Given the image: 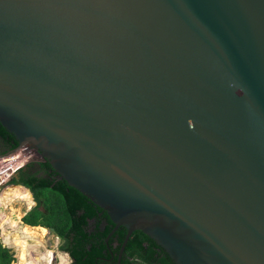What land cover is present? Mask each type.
<instances>
[{
    "label": "water",
    "instance_id": "water-1",
    "mask_svg": "<svg viewBox=\"0 0 264 264\" xmlns=\"http://www.w3.org/2000/svg\"><path fill=\"white\" fill-rule=\"evenodd\" d=\"M0 122L176 264H264V0H0Z\"/></svg>",
    "mask_w": 264,
    "mask_h": 264
},
{
    "label": "trees",
    "instance_id": "trees-1",
    "mask_svg": "<svg viewBox=\"0 0 264 264\" xmlns=\"http://www.w3.org/2000/svg\"><path fill=\"white\" fill-rule=\"evenodd\" d=\"M18 144L15 135L0 122V155ZM10 183L27 187L36 202L23 216V222L52 230L60 238L59 250L70 256L69 264H118L127 229L120 226L106 243L105 238L115 226L108 211L70 185L48 159L30 161ZM14 259L12 248L0 243V264H11ZM121 264L176 263L153 238L142 230H135L127 242Z\"/></svg>",
    "mask_w": 264,
    "mask_h": 264
},
{
    "label": "rangeland",
    "instance_id": "rangeland-1",
    "mask_svg": "<svg viewBox=\"0 0 264 264\" xmlns=\"http://www.w3.org/2000/svg\"><path fill=\"white\" fill-rule=\"evenodd\" d=\"M25 153L27 154V156H26ZM30 155H31V151L28 150V149H25V148H20V150L11 151L9 153H6L3 156V158H5V159H1V160L2 161L3 160H8L10 157H11L10 158L11 160L0 162V169L3 170L4 168H8L13 163L14 160H17L19 162V161H22L23 158H25V156H26V158H28ZM32 156L33 157L30 160H34V159L38 160L39 159L34 154ZM16 167H17V163L12 165L9 169L4 170L3 173H2V170H0V196L3 194V192L7 188L12 186L9 183H8V185H6V184L2 185L4 183L3 181H4V178L6 176V175H4V173H10L13 170H15ZM11 206H14L18 211L22 212L23 215L29 210V209H27L25 202L17 200L16 202L11 203L8 207H5V206H3V208L0 207L1 215H3L4 217L7 216L8 219H11V210H10ZM32 206H35V202H34V204ZM21 220H22V218H21ZM23 223H24L23 221H20L19 226H17L16 228L12 227L7 222H5L3 224V226H0V243H2L5 246H8V247L12 248V250L14 252V258L15 259L12 261L11 264H20L21 263L20 251L18 253V250H19L18 242L16 240L14 242V236L15 235H20V232H21L20 230L23 227ZM31 237L32 236L28 237L29 238L28 242L30 244H34L35 241L31 240ZM42 240H43L42 244H40L36 248H34L33 251H32L33 247L28 250L29 258H31L32 255H33L32 260H34L35 258L39 259L40 256L37 257V255H35V254L42 253V251H45V250L47 252L49 250L50 251L54 250L55 254H56V264H57V262H59L58 253H62V254L65 253V252L59 250L60 238L58 236H56V234L52 230L48 229L47 235L44 238H42ZM46 248H48V250ZM41 258H42L41 261L43 262L44 257L42 256ZM67 259H68V261H67L66 264H69L71 262V258H70V256L68 254H67ZM45 260H46V258H45ZM25 264H33V263L31 261H29V262H26Z\"/></svg>",
    "mask_w": 264,
    "mask_h": 264
},
{
    "label": "bare ground",
    "instance_id": "bare-ground-1",
    "mask_svg": "<svg viewBox=\"0 0 264 264\" xmlns=\"http://www.w3.org/2000/svg\"><path fill=\"white\" fill-rule=\"evenodd\" d=\"M23 201L26 204L27 209H30L32 205L34 204V200L32 197V194L30 190L27 187L21 186V185H16V186H10L7 188L3 194L0 196V207L3 208V206L8 207L11 203L16 202V201ZM11 210V219H8V217H4L0 213V226H3L5 222L9 223L12 227H17L19 226V223L21 221L23 213L18 211L14 206L10 207ZM4 212V211H3ZM20 235H15L14 236V242L15 240L18 242L19 250L20 251V259L21 263L20 264H25L26 262L31 261L33 264H56V254L55 251H42V253L35 254L40 256L39 259L35 258L32 260L33 255L31 258H29V252L28 250L36 248L38 245L42 244L43 240L47 233L48 229L44 226H31L28 224L23 223V227L20 230ZM31 237V240L35 241L34 244H30L28 242V237ZM54 248V247H53ZM48 250V248H46ZM31 256V255H30ZM44 257L43 262L41 261L42 258ZM29 258V259H28ZM46 258V260H45ZM58 259L59 262L57 264H66L68 259H67V253H58ZM55 262V263H54Z\"/></svg>",
    "mask_w": 264,
    "mask_h": 264
},
{
    "label": "clouds",
    "instance_id": "clouds-1",
    "mask_svg": "<svg viewBox=\"0 0 264 264\" xmlns=\"http://www.w3.org/2000/svg\"><path fill=\"white\" fill-rule=\"evenodd\" d=\"M16 150H20V148L17 149V147H16V148H14L13 150H10V151H8V152H6V153H9V152H11V151H16ZM6 153H5V154H6ZM5 154L0 155V157H3ZM25 154H26V153H25ZM33 154H34V153L31 152V155H30L28 158L25 157V159H26L25 161H23V160H22V161H19V162H22V163H21L19 166H17L16 169L13 170L12 172H10V173H4V175H6V176H5V178H4V181H3L4 183H3L2 185H4V184L8 185V183L11 184V185H13V186L21 185V184H13V183H10V180H11L14 176L17 175V173H18V171H19L20 168H22L24 165H26V164L29 163L30 161H40V160H35V159H34V160H30V159L33 157V156H32ZM34 155H35V154H34ZM36 156L39 157L38 155H36ZM10 158H11V157H10ZM10 158H9L8 160H11ZM17 158H18V157H17ZM23 159H24V158H23ZM8 160H3V161L0 160V162H4V161H8ZM16 163H18V161H17V160H14L13 163H12L8 168H4L3 170H2V169H0V170H2V173H3L4 170L9 169L12 165H14V164H16ZM21 186H23V185H21ZM6 187H7V186H6ZM24 187H25V186H24ZM30 192H31V191H30ZM31 194H32V193H31ZM32 197H33V195H32ZM33 200H34V198H33ZM34 202H35V201H34ZM35 205H36V202H35ZM32 207H33V206H32ZM32 207H31V208H32ZM31 208H30L29 210H31ZM29 210H28V211H29ZM28 211H27V212H28ZM22 218H23V216H22ZM21 221H23V220H21Z\"/></svg>",
    "mask_w": 264,
    "mask_h": 264
},
{
    "label": "built area",
    "instance_id": "built-area-1",
    "mask_svg": "<svg viewBox=\"0 0 264 264\" xmlns=\"http://www.w3.org/2000/svg\"><path fill=\"white\" fill-rule=\"evenodd\" d=\"M1 159H5V158H3V157H0V160H1Z\"/></svg>",
    "mask_w": 264,
    "mask_h": 264
},
{
    "label": "crops",
    "instance_id": "crops-1",
    "mask_svg": "<svg viewBox=\"0 0 264 264\" xmlns=\"http://www.w3.org/2000/svg\"><path fill=\"white\" fill-rule=\"evenodd\" d=\"M26 213H27V212H26ZM26 213H25V214H26ZM25 214H24V215H25ZM24 215H23V216H24ZM67 254H68V253H67Z\"/></svg>",
    "mask_w": 264,
    "mask_h": 264
},
{
    "label": "flooded vegetation",
    "instance_id": "flooded-vegetation-1",
    "mask_svg": "<svg viewBox=\"0 0 264 264\" xmlns=\"http://www.w3.org/2000/svg\"><path fill=\"white\" fill-rule=\"evenodd\" d=\"M2 148H4V147H2Z\"/></svg>",
    "mask_w": 264,
    "mask_h": 264
}]
</instances>
